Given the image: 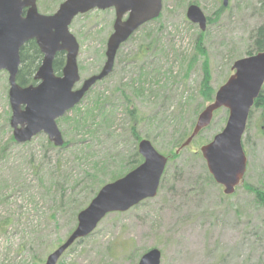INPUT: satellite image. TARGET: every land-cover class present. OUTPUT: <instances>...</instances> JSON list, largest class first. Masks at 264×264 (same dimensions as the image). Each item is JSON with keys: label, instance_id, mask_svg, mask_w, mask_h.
I'll return each instance as SVG.
<instances>
[{"label": "rangeland", "instance_id": "1", "mask_svg": "<svg viewBox=\"0 0 264 264\" xmlns=\"http://www.w3.org/2000/svg\"><path fill=\"white\" fill-rule=\"evenodd\" d=\"M64 1L38 0L39 12L53 15ZM227 1L163 0L161 17L122 46L112 74L58 123L63 150H53L44 135L15 142L9 74H0V264H45L97 193L144 162V140L168 159L158 196L108 215L58 264H139L153 249L161 264H264V206L256 197L264 194L262 109L251 111L243 137L247 171L232 196L201 153L224 130L229 111L215 113L185 146L209 105L200 95V44L218 91L264 25V0ZM191 5L212 21L205 32L188 20ZM115 19L114 10H96L73 21L82 82L104 68Z\"/></svg>", "mask_w": 264, "mask_h": 264}, {"label": "water", "instance_id": "2", "mask_svg": "<svg viewBox=\"0 0 264 264\" xmlns=\"http://www.w3.org/2000/svg\"><path fill=\"white\" fill-rule=\"evenodd\" d=\"M228 1L224 0L227 6ZM115 9L114 33L108 40L106 64L99 75L81 81L78 66L80 45L70 28L80 15L93 11ZM163 0H65L53 15H42L38 0H0V74L7 72L10 83V102L13 110L12 127L19 144L31 142L46 132L56 146L64 145L56 121L74 109L86 94L112 74L117 54L123 44L144 25L158 19ZM188 20L207 29L208 19L197 5L187 11ZM35 41L43 55L35 75L38 87L23 88L17 82L21 67V49ZM66 54L63 76L54 71L58 54ZM235 74L216 93L214 102L199 116L194 131L185 146H189L202 131L210 127L215 113L229 111L224 130L201 153L215 182L224 188L226 196L234 195L247 171L243 137L252 108L264 87V52L245 57L232 67ZM22 106H26L22 111ZM26 128L18 130V126ZM144 162L125 177L105 185L77 216V227L71 236L51 255L45 264H58L65 253L78 241L91 236L100 223L114 213H126L144 201L158 196L168 159L150 141L139 143ZM158 249L147 252L139 264H161Z\"/></svg>", "mask_w": 264, "mask_h": 264}, {"label": "trees", "instance_id": "3", "mask_svg": "<svg viewBox=\"0 0 264 264\" xmlns=\"http://www.w3.org/2000/svg\"><path fill=\"white\" fill-rule=\"evenodd\" d=\"M263 10H264V7H263ZM208 21L209 23L212 22L211 20H208ZM202 36L203 34H201V37ZM201 47H202V44H200V48H199L200 54L204 56L205 61H208L206 57V53ZM260 52H264V25L261 26L257 30L255 37H254L253 45L250 51L247 52V56H252ZM20 55H21V67H20L19 74L17 77V82L19 83L20 86L24 87V86L30 85L35 82L34 76L42 64L43 55L35 41H30L29 43H27L21 49ZM196 61H197V57H193V59H191L190 63H191L192 68ZM205 61L203 65L204 66V78H203V81L200 87V95L203 98L205 103L211 104L214 102L217 91H215L214 88L211 86V81H212L211 70ZM64 63H65L64 55L59 54L54 63L55 72L60 73L61 70L63 69ZM254 107L256 109L258 108L262 109L263 111L262 117L264 119V92L263 91L260 97L258 98V100H256ZM130 112H131V115L134 116V113L132 111ZM256 197H257V201L261 202V204L264 206V194L258 190L256 191Z\"/></svg>", "mask_w": 264, "mask_h": 264}, {"label": "flooded vegetation", "instance_id": "4", "mask_svg": "<svg viewBox=\"0 0 264 264\" xmlns=\"http://www.w3.org/2000/svg\"><path fill=\"white\" fill-rule=\"evenodd\" d=\"M189 7H190V6H189ZM110 10H114V11H115V9H110ZM106 11H107V10H106ZM115 14H116V13H115ZM161 14H162V13H161ZM160 17H161V15H160ZM160 17H159V18H160ZM159 18H158V19H159ZM158 19H156V20H154V21H151V22H149V23L155 22V21H157ZM115 20H116V19H115ZM114 23H115V22H114ZM149 23H148V24H149ZM146 25H147V24H146ZM146 25H144V26H146ZM144 26H143V27H144ZM143 27H141V28H143ZM113 28H114V27H113ZM141 28H140V29H141ZM140 29H139V30H140ZM139 30H138V31H139ZM138 31H137V32H138ZM137 32H136V33H137ZM136 33H135V34H136ZM135 34H134V35H135ZM134 35H133V36H134ZM133 36H132V37H133ZM132 37H131V38H132ZM131 38H130V39H131ZM130 39H129V40H130ZM129 40H128V41H129ZM125 44H126V43H125ZM123 45H124V44H123ZM123 45H122V46H123ZM121 48H122V47H121ZM121 48H120V49H121ZM60 54H63V55H64V58H65V63H64V66H63V69H64L65 64H66V54H65V53H60ZM58 55H59V54H58ZM58 55H57V56H58ZM56 58H57V57H56ZM55 60H56V59H55ZM54 63H55V61H54ZM53 67H54V66H53ZM63 69L61 70L60 73L55 72L56 76H58V77L63 76ZM38 70H39V69H38ZM102 70H103V69H102ZM54 71H55V69H54ZM79 71H80V70H79ZM37 72H38V71H37ZM37 72H36V73H37ZM100 73H101V72H100ZM100 73H99V74H100ZM99 74H98V75H99ZM35 75H36V74H35ZM80 77H81V74H80ZM34 78H35V76H34ZM34 81H35V79H34ZM85 81H86V80H85ZM85 81H84V82H85ZM84 82H82V78H81V81H80L78 84H76V86L74 87V91H78V90H80V89L83 87ZM98 83H99V82H98ZM18 84H19V83H18ZM39 85H40V82L35 81L34 83H32V84H30V85H27V86H24V87L21 86V87H23V88H28V87H31V86H33V87H38ZM79 86H80V87H79ZM87 94H88V93H87ZM87 94H86V95H87ZM84 98H85V97H84ZM81 102H82V101H81ZM81 102H80V103H81ZM78 105H79V104H78ZM78 105H77V106H78ZM77 106H76V107H77ZM76 107H75V108H76ZM75 108H74V109H75ZM21 109H22V111H25L26 106H22ZM72 110H73V109H72ZM72 110H71V111H72ZM71 111H70V112H71ZM70 112H68V113H70ZM68 113H66V115H67ZM66 115L63 116V117H61V118H59V119L56 121L57 126H58V123L66 117ZM26 127H27L26 125H25L24 127H23L22 125H19L17 129H18V130H21V129L26 128ZM58 129H59V131L61 132L59 126H58ZM14 133H15V130H14ZM61 134H62V132H61ZM41 135H44V136H46V137L48 138V140H49V146H50L53 150H63V149H66V147H68L66 141L64 140V136H63V134H62V138H63V141H64V145H63V146H60V147L56 146L55 143L51 141L49 135H48L46 132H42V133L38 134L37 136H35L34 138H37V137H39V136H41ZM34 138H33V139H34ZM14 140H15V138H14ZM15 142H16V141H15ZM16 143H17V142H16ZM28 143H29V142H28ZM17 144H19V143H17ZM25 144H26V143H25Z\"/></svg>", "mask_w": 264, "mask_h": 264}]
</instances>
